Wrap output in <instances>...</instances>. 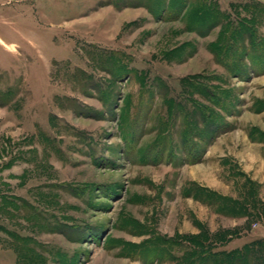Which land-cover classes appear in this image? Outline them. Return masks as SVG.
Returning a JSON list of instances; mask_svg holds the SVG:
<instances>
[{
  "label": "rangeland",
  "instance_id": "obj_1",
  "mask_svg": "<svg viewBox=\"0 0 264 264\" xmlns=\"http://www.w3.org/2000/svg\"><path fill=\"white\" fill-rule=\"evenodd\" d=\"M244 229L264 0H0V264H204Z\"/></svg>",
  "mask_w": 264,
  "mask_h": 264
},
{
  "label": "trees",
  "instance_id": "obj_2",
  "mask_svg": "<svg viewBox=\"0 0 264 264\" xmlns=\"http://www.w3.org/2000/svg\"><path fill=\"white\" fill-rule=\"evenodd\" d=\"M237 209V212L242 214L245 207L240 204ZM204 264H264V240H258L240 250L216 251L214 255L205 259Z\"/></svg>",
  "mask_w": 264,
  "mask_h": 264
},
{
  "label": "crops",
  "instance_id": "obj_3",
  "mask_svg": "<svg viewBox=\"0 0 264 264\" xmlns=\"http://www.w3.org/2000/svg\"><path fill=\"white\" fill-rule=\"evenodd\" d=\"M198 221H204L201 218H198ZM201 229L198 228V230L194 231V233L200 232ZM259 234V233H258ZM253 234L250 232V230L244 229L243 231H239L236 233L229 234L228 237L223 240L221 243H217L220 248H218L217 251H224V252H231L234 250H240L245 248L246 246L258 241L264 239V234L258 235ZM258 235V236H256Z\"/></svg>",
  "mask_w": 264,
  "mask_h": 264
}]
</instances>
